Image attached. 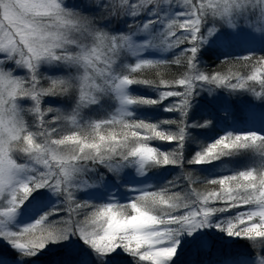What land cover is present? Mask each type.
<instances>
[{"label": "snow or ice", "instance_id": "6c2138e0", "mask_svg": "<svg viewBox=\"0 0 264 264\" xmlns=\"http://www.w3.org/2000/svg\"><path fill=\"white\" fill-rule=\"evenodd\" d=\"M241 97L264 0H0V264H264Z\"/></svg>", "mask_w": 264, "mask_h": 264}, {"label": "trees", "instance_id": "16d2710c", "mask_svg": "<svg viewBox=\"0 0 264 264\" xmlns=\"http://www.w3.org/2000/svg\"><path fill=\"white\" fill-rule=\"evenodd\" d=\"M205 60H206V62H207V58H205ZM219 62L217 61V63L216 64H211L210 65V70H212V71H222V72H228V71H233V72H236V71H240V72H246L247 71V69H243V68H241V66L240 65H228V66H225V67H223V68H218L217 67V64H218ZM149 78H151V77H149ZM257 91H259V87L257 86ZM136 94H141V95H143V94H146V90H140L138 93H136ZM247 97H248V99H252V97H251V94H247ZM241 99V102H240V104L238 105V114H239V116H240V118L243 120L244 118H245V116H246V110L248 109V108H252L253 107V105H254V103H256V105L254 106V107H264V104H262L260 101H254V103L252 104V105H248V104H246L245 102H244V98L243 97H241L240 98ZM157 118L158 119H163V118H165L164 116H162V115H160V116H157ZM179 172V169H177L176 170V172L174 173V174H176V173H178ZM201 175H206V173H201ZM0 254H3V255H10V249H8L7 248V246L6 245H4L3 244V241H0Z\"/></svg>", "mask_w": 264, "mask_h": 264}, {"label": "rangeland", "instance_id": "374dc122", "mask_svg": "<svg viewBox=\"0 0 264 264\" xmlns=\"http://www.w3.org/2000/svg\"><path fill=\"white\" fill-rule=\"evenodd\" d=\"M256 103H254L252 109H254L257 113H260L261 111H264V107H254Z\"/></svg>", "mask_w": 264, "mask_h": 264}]
</instances>
